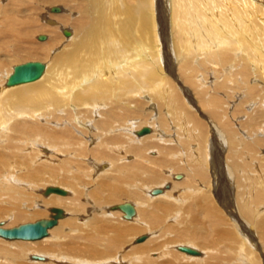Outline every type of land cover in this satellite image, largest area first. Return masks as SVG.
<instances>
[{
  "label": "bare ground",
  "instance_id": "1",
  "mask_svg": "<svg viewBox=\"0 0 264 264\" xmlns=\"http://www.w3.org/2000/svg\"><path fill=\"white\" fill-rule=\"evenodd\" d=\"M259 1L0 0V147L9 137L0 148V227L26 223L10 224L11 217L14 222L53 219L52 207L69 213L66 220L57 216L38 239L0 235V244L8 246L0 247V262L111 264L120 258L121 264H196L192 259L201 264H264V167L247 166L254 175L247 174L244 157L252 149L241 148V132L236 134L230 121L244 136L245 128L236 121L235 105L232 112L225 111L242 93L237 86L243 93L253 87L247 85L249 65L264 82ZM54 6L59 10L53 11ZM34 33L35 46L28 48L32 53L22 47ZM19 51H26L21 54L25 57ZM50 56L51 61L45 59ZM30 61L45 64L38 79L6 83L15 66ZM260 87L259 99V94H249L261 103L264 85ZM141 96L148 100H139ZM62 107L70 108V117L59 132L38 128L43 125L36 119ZM207 126V148H189L195 134L205 136L198 129ZM27 127L37 130L27 132ZM250 128L247 135L253 133ZM15 131L30 134L27 141L39 147L32 163L21 168L26 171L19 173L22 177L17 163L2 159L5 150L25 141L12 138ZM237 143L240 148L234 147ZM148 148H154L151 155ZM66 153L70 157L63 160L60 155ZM55 161H65L64 170L52 171ZM47 187L63 193H47ZM138 187L142 194L130 189ZM156 188L159 192H153ZM118 193L134 199L132 217L125 218L119 208L124 202L118 201ZM186 198L189 205L182 207ZM115 215L126 222L112 219ZM186 229L190 237L184 235ZM215 232L219 234L212 241ZM140 236L144 238L137 241ZM227 240L236 242L231 257L220 246Z\"/></svg>",
  "mask_w": 264,
  "mask_h": 264
},
{
  "label": "rangeland",
  "instance_id": "2",
  "mask_svg": "<svg viewBox=\"0 0 264 264\" xmlns=\"http://www.w3.org/2000/svg\"><path fill=\"white\" fill-rule=\"evenodd\" d=\"M7 0H1V2H6ZM46 3H48V2H46ZM260 3V4H259ZM50 4V5H49ZM51 5H53V2H49L48 4H47V6H51ZM44 6H46V5H44ZM257 6H258V8L256 7V9L258 10H256L257 11V13L259 14L260 12L262 13V18H257V20H259L260 19V21H259V24H264V0L263 1H259L258 3H257ZM259 6H261V7H259ZM260 8V9H259ZM261 8H263V9H261ZM262 24V25H263ZM69 26V25H68ZM264 27V26H263ZM43 32V31H42ZM39 33H41V31L39 30ZM47 33V32H46ZM36 34H38V31H36ZM34 35H35V33H34ZM36 35H35V37L33 36V39L32 38H30L29 40H28V42H27V44H24L25 46L24 47H22V49H25V50H28V48L29 47H32V46H35V41H36ZM34 41V42H33ZM59 45V44H58ZM57 45V46H58ZM56 46V47H57ZM58 47H60V46H58ZM57 47V48H58ZM28 51H30V52H32V53H35V51L32 49V48H30ZM26 51H22V52H20L19 51V53H20V56L21 57H25L24 55H21V54H23V53H25ZM18 57V56H17ZM11 58H16V56H12ZM9 59V58H8ZM30 59H40V58H38V57H35V56H33V58H30ZM46 60L47 59H49L50 61H51V56L50 57H48V58H45ZM177 59V58H176ZM13 62H14V60H13ZM252 66V67H251ZM249 65L248 66V71L250 70V73H252V74H250L249 73V75H248V78H247V85L249 84V83H251V84H249L250 86H253L251 89H249V87H247L246 89L248 90V92L246 93H243V87L241 88V86H237V88H238V90H239V93H241V95L236 99V97L237 96H235V98H233L234 99V101L235 102H233V105L231 104H229V107L225 110V111H229V112H232V109H234V105H235V116L237 117L236 118V121L238 120H241L242 121V124H243V127L245 128H242V129H244L245 131H246V135L245 136H247V137H245L244 136V132H242V130H239L238 129V125H236V123L235 122H233L232 120L230 121V123L232 122L233 123V127H235L234 129H236V134H238L239 132H241V134L239 133L238 135H240L241 137H237V138H241L242 139V141H243V147H241V146H238L239 145V143H237L234 147H236V148H246V149H252V150H246V154H247V156L246 157H244V160L245 161H247V164H246V169H248L247 168V166H249V167H251V168H254V169H256L257 170V168L258 169H260V168H262V167H264L263 165H264V161L263 162H261L262 163V165H261V163H260V161L258 160V154H256L257 156H255V152H258L259 154H261V159L263 160L264 158V132H262V130L264 131V125H262V122H264V100H262V102L260 103V101H258V99H259V96H260V94H259V92L258 91H260V89L259 88H261L260 86L261 85H264V82H262V81H259V79H256V76L258 77V75H254V73H255V68H253V65ZM253 68V69H252ZM252 69V70H251ZM252 76V77H251ZM253 78V79H252ZM236 80L238 81V79H235V82H236ZM253 80V81H252ZM209 85H210V83H209ZM258 85V86H257ZM255 86V87H254ZM242 89V90H241ZM253 93V94H259L257 97H258V99H254V98H252V95L251 94H249V93ZM215 93V92H214ZM218 94H221V93H218ZM245 94V95H244ZM244 95V96H243ZM250 95H251V97H250ZM242 97V98H241ZM248 97H249V99H248ZM184 98V97H183ZM253 99L252 101L250 100V99ZM148 100L147 99V97L146 96H144V97H140V99L139 100ZM153 100V99H152ZM149 101V102H152L153 103V101ZM244 103H243V102ZM187 102H189V100L187 101ZM254 102V103H253ZM251 103H253V106H252V104ZM149 104V103H148ZM169 104H170V102H169ZM188 104V103H187ZM244 104V105H243ZM247 104L249 105H251L252 107H250V106H247ZM189 105V104H188ZM246 105V107H244ZM256 106V107H255ZM146 107H148V105L147 106H145L144 108L145 109H147ZM165 107V108H164ZM163 107V111H165L166 110V106H164ZM242 108H244V109H242ZM256 108H257V110H256ZM69 107H62V109H56V111L54 112V113H52L53 115H55L54 117L55 118H51V116H52V114H47V115H45V116H42V117H40L39 119H36V121L38 122V123H41L43 126L42 127H38V128H45V130L48 132V133H50V134H53V132H57V130H58V132H59V128L61 127V128H63L64 127V125L66 124V123H63V120L65 119V117H67V116H69L70 117V115H69ZM194 109V108H193ZM241 109H242V111H241ZM256 111H255V110ZM59 110H61V111H65L64 113H62V112H58ZM68 110V111H67ZM243 110H245V111H243ZM248 110H249V112H248ZM261 111V112H260ZM57 112H58V114H57ZM244 112V113H243ZM247 112L250 114H247ZM246 113V114H245ZM253 113V114H252ZM259 113H263V114H259ZM57 114V115H56ZM138 114V113H137ZM241 114V115H240ZM258 114H259V116H258ZM64 115V116H63ZM61 116H63V117H61ZM243 116V117H242ZM254 116H256V119L254 118ZM258 116V117H257ZM49 117V118H48ZM140 116H138V118H139ZM238 117H239V119H238ZM43 118V119H42ZM45 118H47V119H45ZM57 118V119H56ZM241 118H244V119H241ZM42 119V120H41ZM51 119H55L56 120V122L58 123H56V125L54 124V123H51V122H54V120H51ZM250 119V122L249 121H247V120H249ZM60 120V122L63 124V125H60L61 123L60 122H58ZM10 121H13V120H10ZM220 121V120H219ZM228 121V120H227ZM244 121V122H243ZM229 122V121H228ZM253 122H255V123H253ZM220 123V122H219ZM216 124H217V121H216ZM245 124H246V126H245ZM259 124V125H258ZM250 125L252 126L251 128H250ZM255 125V128L253 127ZM217 126H219L218 124H217ZM250 128V130L253 132L252 134H248L247 135V131H249V128ZM258 126V127H257ZM237 127V128H236ZM27 128H29V129H27L26 131L27 132H31V131H36L37 129H35L34 127V129L33 128H30V127H27ZM190 127H188V129H189ZM208 128V129H207ZM219 128V127H218ZM246 128H248V129H246ZM255 129V131H257V134H255L254 133V129ZM262 128V129H261ZM220 129V128H219ZM258 129H259V131H258ZM44 130V129H43ZM51 131V132H50ZM53 131V132H52ZM221 131H224V129H222ZM23 132H25V131H23ZM23 132H17V131H15V133H13V135H12V138H19L20 140H25L22 144L21 143H19V145L20 146H18V144H16V145H13L12 147L14 148L12 151L11 150H5L4 152H3V156H2V159H6V158H8V162H9V159H10V164L12 165H14L15 163H17L16 164V166H15V170H18L19 172H18V174L20 173V172H23V174L25 175V170H23V169H25V167L26 166H24L25 164H27L29 161H30V163H32V159H33V157L32 156H34L37 152H36V148L38 147L36 144H34V143H30V141H27V138L25 137V135H30V134H24ZM205 133V136H207V137H205V136H203V134L202 135H197L196 137H195V135L194 134H191L192 136L194 135V137H192V139L190 140L191 141V143L189 144V148L191 147V148H196L197 146H194V145H199V148H200V144L202 145V147L203 148H207V146H206V142H207V140H209V138H210V136H211V130H210V126L208 127H204L203 128V130L201 129L200 131H199V129H198V133ZM208 132V133H207ZM21 133V134H20ZM23 133V134H22ZM199 133V134H200ZM223 133H225V131L223 132ZM244 133V134H243ZM259 133V134H258ZM34 134V133H33ZM74 134H76V135H78L77 133H76V130H74ZM11 135V134H10ZM55 135H57V134H55ZM210 135V136H209ZM17 136V137H16ZM20 136V137H19ZM188 136H190V134L188 135ZM199 136H201V137H199ZM203 136V137H202ZM256 136V137H255ZM191 137V136H190ZM8 138L9 137H7V138H5V144H4V146L3 147H5V145H6V143H7V141L6 140H8ZM17 138V139H18ZM24 138V139H23ZM249 139V141H247L248 139ZM201 139H203V142H202V140ZM205 139V140H204ZM256 139H258V140H256ZM251 140V141H250ZM195 141H196V143H195ZM206 141V142H205ZM253 141V142H252ZM250 142V143H249ZM256 142H259V143H257L258 145H255V143ZM25 143V144H24ZM29 143V144H28ZM206 143V144H205ZM28 144V145H27ZM192 144V145H191ZM194 144V145H193ZM33 145V146H32ZM246 145H248L247 147H244V146H246ZM262 145V146H261ZM18 146V147H17ZM28 146H30V147H28ZM33 147V149H31L32 147ZM92 145H90V147H91ZM3 147H0V148H3ZM12 147H10V148H12ZM21 147V148H20ZM24 147V148H23ZM215 147V146H214ZM254 147V148H253ZM26 148V149H25ZM27 148H29V149H27ZM39 148V147H38ZM216 148V147H215ZM255 148H256V150H255ZM24 149V150H23ZM150 149V150H149ZM152 149H154V148H148V150H147V154H149V155H151L150 154V151L152 150ZM254 149V150H253ZM262 149V150H261ZM35 150V151H34ZM259 150V151H258ZM15 151H16V153H15ZM22 151V152H21ZM24 151V152H23ZM26 151H28V153H32L31 154V156H30V154H27V152ZM31 151V152H30ZM261 151H263V152H261ZM34 152H36V153H34ZM42 152V151H41ZM261 152V153H260ZM254 153V154H253ZM263 153V154H262ZM22 154V156L20 157V155ZM25 154V155H24ZM34 154V155H33ZM69 154H70V152H69ZM252 154V155H251ZM26 155H28V156H26ZM262 155H263V157H262ZM19 156V157H18ZM30 156V157H29ZM41 156V155H40ZM67 156V158L69 159V155L66 153L65 155H60V157H62V159L63 160H67V158H65ZM22 157H25V160H24V158H22ZM43 158V157H42ZM12 159V160H11ZM28 159V160H27ZM124 159V158H123ZM239 159H241V157L239 158ZM3 160V161H4ZM27 160V161H26ZM238 160V159H237ZM15 161H17V162H15ZM38 161V160H37ZM85 161V160H84ZM6 161H4L3 163H5ZM8 162H6L7 164H8ZM21 163V164H19V163ZM56 163L58 162V161H55ZM259 163V164H258ZM10 164H8V165H10ZM65 164V161L63 162V163H57V164H55L53 167H52V165H50L51 166V170L53 171L55 168H60V169H62V170H64V168H65V166H63ZM182 164V163H181ZM258 164V165H257ZM57 165V167H55ZM183 166V165H182ZM21 168H23V169H21ZM7 168H4V170H6ZM20 169V170H19ZM2 170V169H1ZM0 170V171H1ZM264 170V169H263ZM251 171L248 169V172H247V174L248 175H254V173L253 172H251ZM23 174H21V175H23ZM20 175V174H19ZM20 175V176H21ZM65 175V174H64ZM22 177V176H21ZM20 178V177H19ZM25 178L26 177H23V178H20V180H21V182H23V181H25V182H23V183H26V182H28V180L26 179L25 180ZM23 179V180H22ZM47 179V178H46ZM45 179V180H46ZM19 180V181H20ZM45 180L44 181H41V183H44L45 182ZM52 181L53 180H51V182H49V183H52ZM22 183V184H23ZM144 185H148V184H144ZM183 186H180V188L179 189H184V188H182ZM129 188V187H128ZM127 188V189H128ZM139 188H141V187H138V188H130V189H137V190H141V189H139ZM142 191L143 190H141L140 191V194H142ZM2 195H4V197L6 196V194L5 193H1ZM144 195V194H143ZM85 197V196H84ZM84 197L82 198V200L84 201L85 199H84ZM117 198H118V201L119 202H129V203H132L133 201H132V199L133 198H131V197H124V196H122V193H118L117 194ZM9 199H8V197L6 196L5 197V201L7 202ZM129 200H131V202L129 201ZM134 200V199H133ZM187 201V202H186ZM186 201L182 204V207L183 206H185V205H189V199L188 198H186ZM134 204H135V202H133ZM8 204V203H7ZM87 205H89L88 203H86ZM91 205V204H90ZM89 205V206H90ZM89 206H86V207H88V208H90ZM181 206L179 207H177L179 210L181 209V211L183 212H181L182 214V216H183V218H185L186 220H189L188 218H187V214H188V212H186V211H183V208H182ZM223 208H225V207H223ZM221 210V209H220ZM92 212H95V213H97V211L96 210H94V208H93V210H92ZM185 212V213H184ZM69 214V213H68ZM68 214H59V215H61L62 216V218H64L65 219V215H66V217L67 216H69ZM229 215V216H228ZM61 216H59L58 218L60 219L61 218ZM64 216V217H63ZM222 216V215H221ZM89 217H91V216H89ZM112 217V219H114V220H116V221H118L119 223H121V224H123V223H125L126 222V220L125 219H123V218H121V217H119V216H117V215H115V216H111ZM30 218V217H29ZM29 218L27 217V218H24V219H17V220H15V222H14V220L12 219V217H11V219H10V224H13V223H16V224H19V223H23V222H29L30 220H29ZM118 218V219H117ZM218 218V217H217ZM68 219H69V217H68ZM88 218L86 217V220H87ZM184 219V220H185ZM227 219V221H228V223H230V222H232L233 220L231 219V217H230V213H227V215H226V217H225V220ZM229 219H231V220H229ZM24 220V221H23ZM63 220V219H62ZM66 220V219H65ZM120 220V221H119ZM135 220V219H134ZM202 221H204L205 223L208 221V218H206V220H205V218H203V219H201ZM223 221L222 222V224H224L225 222H227V221ZM125 221V222H124ZM132 221H133V219H131L130 221H129V223L128 224H132ZM218 222V221H217ZM174 223H176L177 224V222H174ZM226 224V223H225ZM178 225H180V224H178ZM183 230H184V228H183ZM154 231H157L156 229H154ZM158 232V231H157ZM147 233V232H146ZM146 233H144V234H146ZM215 233H217V232H215ZM215 233H213V237H212V241L213 240H216V237H217V235L219 234V232L217 233V234H215ZM136 235L137 234H139V233H135ZM186 234H188L189 236L188 237H190V230L189 229H186L185 230V233H184V235L187 237V235ZM200 232H198V236L196 237L198 240H199V242H201L202 240H200ZM233 235H238V237H236L235 236V239L236 240H238V239H240V234L239 233H237L236 232V234L235 233H233ZM202 237V236H201ZM1 240V239H0ZM186 240H188V239H186ZM197 241V240H196ZM225 241V240H224ZM199 242L197 241L196 243L197 244H199ZM223 242V241H222ZM1 243H2V241H1ZM234 243H236V242H234V241H232V242H229L228 243V240H227V242H223V243H221V248L222 249H225V252L228 254V256L229 257H231V256H233L234 254H235V252H234V248L236 247L235 246V244ZM33 244V243H32ZM224 244H225V246L227 247V248H230L229 246H231L232 248H230V249H226V247L224 246ZM233 245V246H232ZM7 245H1L0 244V247H6ZM8 247V246H7ZM225 247V248H224ZM15 248V247H14ZM101 248L103 249L104 247L101 245ZM9 249V248H8ZM2 251H4V249L2 250ZM234 253V254H232V253ZM129 259H131L130 257H128ZM22 259V258H21ZM120 258H117L115 261L114 260H110V263L112 264H121L122 263V261L123 260H121ZM159 260H162V258L161 259H159ZM4 261V259H2V261L0 262V264H3L2 262ZM190 261V260H189ZM191 261H193V262H195L196 264H197V262H199L200 264H201V260L199 261H196L195 259L193 260H191ZM28 262H32L31 260H29L28 259ZM109 263V262H108ZM138 263H141V262H138ZM70 264H72V263H70ZM102 264H105V263H102Z\"/></svg>",
  "mask_w": 264,
  "mask_h": 264
},
{
  "label": "water",
  "instance_id": "3",
  "mask_svg": "<svg viewBox=\"0 0 264 264\" xmlns=\"http://www.w3.org/2000/svg\"><path fill=\"white\" fill-rule=\"evenodd\" d=\"M53 11H58L56 6L52 8ZM40 39L44 38V36H40ZM45 64L39 61H30L19 64L14 67L13 72L7 79V84H17L23 82H29L38 79L42 72L44 71ZM146 132L145 129L141 130L138 133L142 134ZM177 176V178H179ZM55 191L59 193H63V190L58 187H47L46 192ZM153 192H159V189L156 188ZM119 208L124 212L125 218H130L134 215L135 211L133 206L129 202H124L119 204ZM52 212H55V217L53 219H39L34 222H26L21 225L12 227V228H2L0 227V235L5 238H21V239H38L44 236L47 232L49 226L55 223V219L61 213V210L58 207H52ZM144 236L138 237L136 240L141 241ZM183 246H180L179 249H183ZM189 252L194 253L189 248H184Z\"/></svg>",
  "mask_w": 264,
  "mask_h": 264
}]
</instances>
